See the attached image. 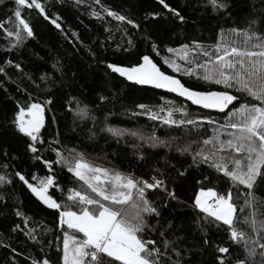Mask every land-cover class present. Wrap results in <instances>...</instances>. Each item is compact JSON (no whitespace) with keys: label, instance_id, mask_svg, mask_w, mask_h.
<instances>
[{"label":"trees","instance_id":"16d2710c","mask_svg":"<svg viewBox=\"0 0 264 264\" xmlns=\"http://www.w3.org/2000/svg\"><path fill=\"white\" fill-rule=\"evenodd\" d=\"M40 2L49 17H60L58 23L62 30L55 28L50 19H44L38 9L21 6L22 18L29 23L34 36L26 37L23 33L25 38L16 44L15 37H8L7 31H12L8 21L15 18L17 6L14 0H0V24L3 25L0 27V67L5 70L0 73V175L11 179L10 184H0V264H32L33 260L45 258L50 264H63V241L65 234L73 229L61 225L60 210L48 208L15 173L20 172L32 184H36L32 177L53 176L56 186L49 189V194L54 193V198L62 204L61 210L63 205L69 204L73 211L79 212V207L67 199L69 190L89 193L90 190L63 164L53 163L49 170L44 163L56 161L57 151L66 155L67 149L83 153L94 165L144 179L158 175L156 169H159L160 178L166 181L169 190L175 191L176 199L160 189L147 191V198L161 215L147 217L149 225H156V231L146 229V234L159 244L161 227L171 223L165 236L168 239L182 237L177 242L182 264H218L216 258L222 255L216 250L218 245L229 247L232 260L243 258L244 250L229 239L227 226L222 222L218 225L205 223V214L195 209L194 198L201 188H212L221 195H227L231 190L232 202L237 205L236 219L240 221L236 226L254 238L250 224L242 221L245 217L251 220L253 212L257 229L264 221V178L256 176L253 192L257 199L248 206L245 201L249 197L244 194L248 189L235 186L222 172L207 164L194 165L191 155L177 150L192 140L203 141L217 136L227 140L232 130L222 127L227 123L225 114L194 105L166 89L128 81L111 72L107 65L133 66L142 62L143 55H149L165 74L180 79L185 86L198 91H223L222 85L173 71L163 62L165 57L174 58L167 49H180L185 44L191 47L194 41L205 49L233 42L243 47V37L231 30L246 29L250 25V32L264 37V0H227L228 7L223 11H213L209 0H165L180 12L183 22L164 9L158 0ZM104 9L123 15L126 20H116ZM157 13L159 15H155ZM253 21L256 23L252 24ZM153 44L157 46L156 51ZM205 59L202 55L197 57L200 63ZM8 60L13 62L12 65L6 63ZM173 60L182 68L192 66L180 58ZM57 62L59 72L53 68ZM17 63L23 71L14 67ZM200 71L198 69L197 73ZM45 74L49 79L42 82L40 77ZM228 91L250 105H260L259 101L234 89ZM73 98L81 105H88L94 121H82L75 116ZM49 100L50 104L45 103ZM33 102L44 105V126L39 133L44 143L36 145L37 154L29 151L30 138L19 132L14 123L19 107ZM140 104L148 105L153 111L159 106H182L187 110L188 118L198 120L199 127L188 126L186 129L166 125L159 119L152 120L137 107ZM163 115L165 113H161ZM174 118L180 119L182 114L176 113ZM209 119L214 123L209 124ZM108 129L119 130L123 135H113ZM132 132L137 135H131ZM149 135L165 144L151 147L147 139H140V136ZM57 140L59 143H55ZM195 148L194 144L193 151ZM221 154L242 155L231 150ZM35 155L41 159H35ZM141 155L142 159L139 158ZM179 172L185 174L179 175ZM260 172L264 173V166ZM260 237L264 242V231L260 232ZM255 264H261L259 255Z\"/></svg>","mask_w":264,"mask_h":264},{"label":"snow or ice","instance_id":"6c2138e0","mask_svg":"<svg viewBox=\"0 0 264 264\" xmlns=\"http://www.w3.org/2000/svg\"><path fill=\"white\" fill-rule=\"evenodd\" d=\"M96 2L99 3L100 0H96ZM158 2L181 22L184 21L180 12L171 8L169 4L165 3V0H158ZM14 3L17 6L14 9V16L18 21L17 30L15 32L7 31V36L15 37L16 44H20L25 38L22 36V32L26 34V37L34 36L29 23L22 18L21 6L38 9L44 19H50L55 28L61 29V24L58 23L60 17H49L40 0H14ZM209 3L213 11H223L228 7L227 0H209ZM104 10L108 16L116 20H126L123 15ZM93 15L99 16V13L93 12ZM127 22L133 24L131 20ZM255 23L256 21L252 22V24ZM135 26L138 27V25ZM0 27L3 25L0 24ZM250 28L251 25L246 29L231 30L236 35L243 37V47L233 42L227 46L217 44L205 49L203 45L194 41L191 47L185 44L180 49H167L169 53H176L181 60L192 65L182 68L175 60L165 57L163 62L169 68L175 72H182L184 76H196L197 79L205 82L222 85L225 89L223 91H198L194 90L192 86H185L180 79L165 74L149 55H143L142 62L133 66L125 67L115 63L107 65L111 72L126 77L128 81L166 89L180 97H186L194 105L224 113L227 123L222 127L232 130L228 133L227 140H221L218 136L203 141L192 140L186 146L178 147L177 150L182 154L191 155L194 165L207 164L217 172H222L235 186L242 185L248 189V192L244 193L249 197L245 201L248 206H251L252 201L257 199L253 192L256 176L261 175L264 178V173L260 172L261 167L264 166V37L250 32ZM72 34L76 36V33ZM16 44L13 46L15 47ZM152 48L154 51L157 50L155 44L152 45ZM193 53L196 55L193 56ZM156 54L159 55V52L157 51ZM200 55L207 58L203 63L197 60ZM6 63L12 65L13 62L8 60ZM14 67L23 71L19 63ZM53 68L59 72L61 70L59 62L54 64ZM198 69L201 70L199 73H197ZM4 72V68L0 67V73ZM48 79L47 74L40 77L42 82ZM36 87L40 86L37 84ZM228 89H234L238 93L252 97L259 101L260 105H250L246 101H242L240 96L231 94ZM101 99L105 98L101 97ZM73 100L76 104L74 113L78 119L82 121L95 120L88 105H81V102L75 98ZM45 103L50 104L51 101ZM167 103L171 105V102ZM230 105L231 108H229ZM137 107L144 110L152 120H162L166 125L186 129L188 126L199 127L198 120L188 118L187 110L182 106H159L157 111H153L145 104H140ZM161 113H165V115L161 116ZM176 113H181L182 118L175 119L174 114ZM207 122L214 123L211 119ZM14 123L19 132L30 138L29 151L37 154L39 149L36 145L44 143L39 135L44 126V105L33 102L19 107ZM108 131L113 135H123L119 130L108 129ZM131 135L136 136L137 132H132ZM140 139H147L151 147L165 144L154 135L140 136ZM55 143H59V141L57 140ZM194 144L196 148L193 151ZM228 150L242 155L221 154L227 153ZM66 152L65 155L57 151L58 159L56 161H44V163L49 170L53 163L63 164L67 167L68 172L82 181L90 190V193L75 189L69 190L67 199L71 204L79 207V212L73 211L69 204L63 205V210H61L62 204L54 198V193L49 194V189L56 186L53 176L40 178L38 184H32L20 172L15 173L19 180L26 184L48 208L60 210L61 225L66 224L68 228L83 234L81 239L65 234L63 264H116V262L119 264H182L181 251L177 244L182 237L168 239L165 236V231L172 227L171 223L166 227H161L159 244L156 239L149 238L146 234V229L150 232L156 231V225H149L147 217L158 218L161 215L157 206L147 198V191L160 189L170 198L176 199L175 191L169 190L166 181L160 178L162 173L159 169H156L158 175L144 179L131 173H122L94 165L84 158L83 153H79L75 149H67ZM5 155L7 154L5 153ZM34 158L41 159L39 155H35ZM139 158L142 159V155ZM229 165L232 167L230 168ZM178 174L184 175L185 173L179 172ZM32 179L38 178L32 177ZM3 183L10 184L11 179L6 175H0V184ZM198 183L201 182L198 181ZM232 200L231 190L227 195H221L212 188L207 190L201 188L194 198L195 209H198L199 213L205 214L204 222L217 225L218 222H222L230 232L229 239L234 245L241 246L244 250L243 258L232 260L229 247L218 245L216 250L222 255L217 256V262L218 264H250V262L255 264V258L259 255L261 264H264V242L260 237V232L264 231V221L260 222L259 229H257L255 213H251V220L245 217L242 222L250 224L253 233H255V237L250 238L246 232L236 226L240 221L236 219L237 205ZM240 210L242 212L243 208ZM17 215H21V213L17 212ZM159 223L157 220V224ZM70 239L72 241L71 248L69 246ZM205 243L208 241L205 240ZM32 264H50V261L45 258L42 261L33 260Z\"/></svg>","mask_w":264,"mask_h":264},{"label":"rangeland","instance_id":"374dc122","mask_svg":"<svg viewBox=\"0 0 264 264\" xmlns=\"http://www.w3.org/2000/svg\"><path fill=\"white\" fill-rule=\"evenodd\" d=\"M9 25H10V28L12 29V31H13V28H14V31L13 32H15L17 29H16V25L18 24V21H16V18H14V19H10L9 21ZM22 27V26H21ZM22 35H23V32L21 33ZM13 40H15V38H13ZM172 55H173V59H178L179 57L177 56V54L176 53H172ZM91 163V162H90ZM93 164V163H92ZM38 179H36V184H38L39 183V179L40 178H44V177H37ZM205 190H207V189H205ZM214 190V189H213ZM80 191V190H79ZM215 191V190H214ZM209 202H211V201H209ZM67 235L69 236V237H71V236H76V238L77 239H81V238H83V234H81V233H78L77 232V230H75V229H73V230H71V232H69V233H67ZM69 246H70V248H71V246H72V241H71V239L69 240Z\"/></svg>","mask_w":264,"mask_h":264},{"label":"water","instance_id":"95a60500","mask_svg":"<svg viewBox=\"0 0 264 264\" xmlns=\"http://www.w3.org/2000/svg\"><path fill=\"white\" fill-rule=\"evenodd\" d=\"M149 86H151V85H149ZM151 87H153V86H151ZM153 88H155V87H153ZM184 98H186V97H184ZM187 99V98H186Z\"/></svg>","mask_w":264,"mask_h":264}]
</instances>
